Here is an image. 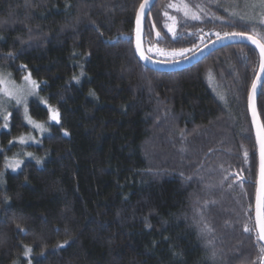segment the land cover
Segmentation results:
<instances>
[{"label": "trees", "instance_id": "1", "mask_svg": "<svg viewBox=\"0 0 264 264\" xmlns=\"http://www.w3.org/2000/svg\"><path fill=\"white\" fill-rule=\"evenodd\" d=\"M142 1L0 0V73L17 82L31 74L39 93L28 115L48 129L39 145L22 147L33 158L17 172L6 169L8 147L34 131L22 106L0 131V264H260L248 113L259 56L237 44L183 71L150 70L134 48ZM242 1L157 0L147 54L170 61L155 49H191L178 60L217 32L254 27L264 37L259 15L236 13ZM258 109L264 124V85ZM201 214L211 234L201 232Z\"/></svg>", "mask_w": 264, "mask_h": 264}, {"label": "snow or ice", "instance_id": "2", "mask_svg": "<svg viewBox=\"0 0 264 264\" xmlns=\"http://www.w3.org/2000/svg\"><path fill=\"white\" fill-rule=\"evenodd\" d=\"M146 6H148V0H145L144 3L140 4V13L143 14L145 11ZM170 7L177 8L178 11L182 10L184 12L185 16H189L190 18L194 20L200 19V16L198 15L197 11H193L187 4H181L179 6L170 4ZM245 6L251 7L253 9L259 8V16L260 21L259 23L264 25V0H245ZM196 9H198L200 12L204 11V8L201 5H196ZM167 15V13H165ZM232 15H236L235 12L232 13ZM170 20L173 21V24H175V18L174 17H168ZM217 19H221L220 17H216ZM240 19L243 20L244 16H240ZM137 27H136V48L137 52L140 55L141 59L148 60L149 57L145 55L144 50L141 48V32H140V16H137ZM165 27H168L169 31H174L173 28L169 27L168 25H165ZM251 34H249V31H231V32H224L223 34L217 32L216 36L223 40V39H237V38H243L250 40L253 44L256 45L257 48L260 50L261 55V71L264 72V37H258L256 34V30L253 27L250 30ZM159 32H157V36H159ZM191 49H180L177 52L173 53H164L162 49H155L156 52H158L161 55H183L186 51H189ZM149 51H152L151 48H149ZM9 56L11 53L8 54ZM25 83L23 85H18L11 79V74L5 75L4 73H0V108L4 107V104L6 101H15L16 105H23L24 108V114L25 118L28 120L30 124H32L35 128L40 129L41 131H44V126L42 124L37 123L36 121L32 120V118L28 115V107H27V97L30 95L35 94L36 89L39 88V84L31 78V74L25 75L23 77ZM257 85L253 83L252 89L253 93H255ZM44 103H47L46 101H43ZM51 119L54 120L56 123L60 122V113L58 110L51 108ZM11 116L10 112H7L5 109L4 111V127H8V119ZM253 118L254 122L257 126L256 136L257 140L260 144V189L257 193L256 197V224L258 226V232H257V239L258 241H264V124H261L257 119L255 115V107L253 106ZM65 135H67V132H65ZM20 143L25 142L24 137H20L19 140ZM29 156H31V153H28ZM245 156H247V152H245ZM22 161H14L13 163L6 165V167H12L14 170L20 166ZM37 163H40L38 160ZM2 175V173H0ZM214 203V202H213ZM207 205V202L205 206ZM200 224H202L201 232H205L208 234H211L213 232L212 227L206 222L203 214L200 215ZM19 228L20 226L17 225ZM21 231H24L21 229ZM244 231L248 232L249 228L247 226L244 227ZM67 241H65V244ZM207 245L213 248V251L211 253V258L213 260L216 259L217 253L215 251L214 242L213 240L209 239L207 242ZM65 245L60 244L58 247L63 248ZM32 253V248L25 246L24 255L25 257H29ZM259 253H260V264H264V245H260L259 247ZM30 264V261H29Z\"/></svg>", "mask_w": 264, "mask_h": 264}, {"label": "water", "instance_id": "3", "mask_svg": "<svg viewBox=\"0 0 264 264\" xmlns=\"http://www.w3.org/2000/svg\"><path fill=\"white\" fill-rule=\"evenodd\" d=\"M144 2H145V0L142 1V3H144ZM156 2H157V0H148V6H146L143 14L140 13V7H139L137 10V13H136V20H135V32H134L135 53H136V56L138 57L139 61L145 67L149 68L150 70H153L156 72H164V73L183 71V70H186V69L193 67L194 65L202 62L206 57H208L213 52H215L219 49H222L224 47H227L230 45H237V44H244V45L252 47L257 52V54L259 56V68H258L256 77L253 81V83H255L257 85V87L255 90V93H253V89L251 86V89H250L249 95H248V113H249V117H250L252 130L254 133V138H255L256 148H257V157H258L256 193H255V201H254V222H255L256 232H258V226L256 224V197H257V193L260 189V144H259V142L257 140V136H256L257 126H256V123L254 122V118H253V106L255 107L256 119L261 124H263L261 117H260V114H259V109H258V99H259V95H260V92L262 90V87L264 85V72H262L261 68H260L261 59H262L261 55H260V50H259V48L256 47L255 44H253L248 39L237 38V39H223V40H221L219 38H216V39L210 41L209 43L205 44L204 46H202L198 50L194 51L190 55L183 57L181 59L173 60V61H161V60L154 59V58L150 57L145 50L144 33H145V23H146L147 17H148L151 9L153 8V6ZM138 15L140 16V32H141L140 43H141V48L144 50L145 55L149 57L148 60L141 59L139 53L137 52V48H136V43H137V40H136L137 23L136 22H137V16ZM253 83H252V85H253ZM259 242L261 243V245H264V241H259Z\"/></svg>", "mask_w": 264, "mask_h": 264}, {"label": "rangeland", "instance_id": "4", "mask_svg": "<svg viewBox=\"0 0 264 264\" xmlns=\"http://www.w3.org/2000/svg\"><path fill=\"white\" fill-rule=\"evenodd\" d=\"M238 6V7H237ZM236 7V13L237 14H240V15H243V16H245L246 18H250V17H253V16H258L259 14V11H260V9L259 8H256V9H253V8H251V7H246L245 6V0H243L242 1V3L240 4V5H237ZM184 55V54H183ZM180 56H182V55H168V56H166L165 58L167 59V60H170V61H173V60H176V58L177 57H180ZM2 73H4L5 75H8V74H10V73H8V72H2ZM11 79L13 80V81H15V83L16 84H18V85H23L24 83H25V81H24V79L21 81V82H17L13 77H12V75H11ZM38 93H39V88L38 89H36V92H35V94H33V95H30V96H28L27 97V103H28V101H30L31 99H33V98H36V97H38ZM13 106H22L23 107V105H16L15 104V101H6L5 102V104H4V107L3 108H0V119L2 120V126H1V128H0V131L1 130H9L10 129V127H11V116L9 117V119H8V121H7V123H8V127L7 128H5L3 125H4V123H5V121H4V111H5V109L7 110V112H10L11 113V109H12V107ZM49 108V107H48ZM24 109V108H23ZM50 109V108H49ZM24 118H25V114H24ZM25 120H26V123L34 130L31 134H29V135H23V136H21V137H24L25 138V142L24 143H20L19 142V140H20V137L19 138H16V139H14L11 143H10V145H9V147H8V149L10 150L11 149V152H14V156L13 157H7V159H6V165H9V164H11V163H13L14 161H17V160H19V161H22V163L20 164V166L18 167V168H16L15 170L12 168V167H6V169L8 170V171H11V172H17V171H19L21 168H22V164H23V162H24V160H26V159H32L33 158V154L31 153V152H29V151H25V150H23V148L22 147H24V146H28V145H39V143H40V141H41V137L42 136H44V135H46L47 133H48V129L46 130L45 129V127H44V131H41L40 129H38V128H35L32 124H30L29 122H28V120L25 118ZM33 120V119H32ZM35 121V120H34ZM50 122H55L54 120H52L51 118H50ZM37 123H39V122H37ZM39 124H42V123H39ZM43 126H44V124H42ZM3 149H2V147H1V145H0V152L2 151ZM10 152V153H11ZM28 153H31L32 155L31 156H29L28 155ZM2 179V178H1Z\"/></svg>", "mask_w": 264, "mask_h": 264}]
</instances>
